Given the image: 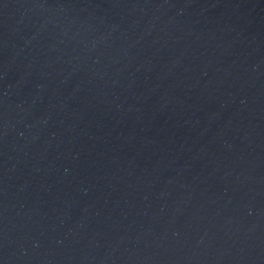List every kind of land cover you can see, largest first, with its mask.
<instances>
[{
  "label": "water",
  "instance_id": "obj_1",
  "mask_svg": "<svg viewBox=\"0 0 264 264\" xmlns=\"http://www.w3.org/2000/svg\"><path fill=\"white\" fill-rule=\"evenodd\" d=\"M0 264H264V0H0Z\"/></svg>",
  "mask_w": 264,
  "mask_h": 264
}]
</instances>
